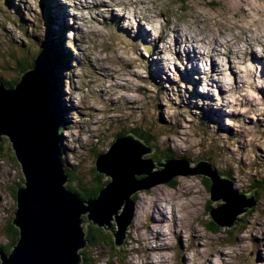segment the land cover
Returning <instances> with one entry per match:
<instances>
[{"label": "rangeland", "instance_id": "1", "mask_svg": "<svg viewBox=\"0 0 264 264\" xmlns=\"http://www.w3.org/2000/svg\"><path fill=\"white\" fill-rule=\"evenodd\" d=\"M10 1L19 9L20 27L8 14L0 15V68L9 61L4 29L12 31L21 46L34 29L43 39L46 32L44 0ZM245 1L247 16L235 0H49L51 7L59 8L52 24L62 35L67 30L65 46L73 57L64 87V99L74 113L63 130L66 162L91 171L96 168L95 156L108 152L123 127L118 120L130 125L145 119L156 125L161 142L188 156L190 168L199 164V156L212 151L218 167L231 168L232 189L250 199L248 180L257 175L253 166L256 160L257 164L264 160V64H255V73L245 70H249L251 47L255 46L256 57L264 59V46H256L255 40L257 33L264 32V19L250 23L252 16L264 17V0ZM167 20L170 26L165 28ZM178 29L183 32L177 35ZM185 33L204 41V48L208 42L217 43L222 53L211 56L196 42L184 45ZM193 46L203 54V61L216 62L220 74L211 76L222 85H207L205 62H191L195 61ZM152 72L163 79L168 76L159 84L170 89L169 104L166 99L158 101ZM195 96L203 97L216 118L213 124L193 116V108L187 105ZM130 105H136L131 114ZM8 148L4 146L0 157V247L8 245L5 228L17 210L11 189L23 176L7 160L14 157ZM202 178H176L174 188L167 184L138 192L133 224L122 246L115 248L121 251L118 259H112V250L101 248L99 264H264V202L254 196L251 216L249 210L237 215L230 228H221V233L209 232L207 224L212 220L206 207L212 204L215 209L224 202L210 201V189ZM244 214L245 228L234 230Z\"/></svg>", "mask_w": 264, "mask_h": 264}, {"label": "water", "instance_id": "2", "mask_svg": "<svg viewBox=\"0 0 264 264\" xmlns=\"http://www.w3.org/2000/svg\"><path fill=\"white\" fill-rule=\"evenodd\" d=\"M45 81L40 71L29 69L15 88L0 85V142L8 139L25 179L17 189L13 219L20 239L10 255L0 250L1 264H82L81 251L88 244L85 226L90 223L112 230L115 222L112 234L119 249L135 217L132 197L176 178L209 179L210 201L224 205L208 215L221 228H230L237 215L254 207V194L250 199L238 194L206 162L190 168L186 158L154 161V149L133 135L116 138L99 156L96 170L110 182L96 199H81L66 187L57 117Z\"/></svg>", "mask_w": 264, "mask_h": 264}, {"label": "trees", "instance_id": "3", "mask_svg": "<svg viewBox=\"0 0 264 264\" xmlns=\"http://www.w3.org/2000/svg\"><path fill=\"white\" fill-rule=\"evenodd\" d=\"M14 4L10 0H0V15L6 16V14H8V16L13 19L15 23L17 22L20 27L19 19L21 15H19V9L15 7ZM41 9L44 12L46 20V32L44 39L39 35V32L35 31L34 29V31L30 32L28 38H26L25 40V43H23V45L21 46L12 31H9L8 28L3 30L6 47H9V49L7 50V58L9 59V61L7 63L5 62L6 66L0 68V85L4 86L7 89H13L16 87L21 75L25 71L34 69L41 72V74L44 76V79L46 80L45 82L47 83L48 90L54 102L53 105L56 112L59 131V148L62 155L61 160L65 173L68 176L66 187L73 193L78 194L81 199L85 201H92L99 196L100 191H102L106 187V185L110 182V179L106 178V176L104 175L99 174L95 167L91 171H86L82 168V166H71L65 160V153L67 151L65 150L66 148L63 130L67 125L71 123V116L74 113L71 105L64 99V87L66 84L65 82H67L66 76L70 74L69 62L72 61L73 57H69L70 50H68L65 46V36L64 34L62 35L61 29H59L60 32H58V28L54 26V22L52 24V21L54 20L53 18H56V16H54V14L51 12L52 7L49 0H44L43 3H41ZM17 24H15L16 27ZM34 35H36L37 37L35 36V38ZM58 36H60V38H58ZM3 55L6 58L4 52ZM150 78L152 81H154L155 89L157 90V96L159 98L158 101L162 103L166 99L169 104V98H166V92L170 91V89L167 88V85H165V87L162 85L161 87L159 84V79H162L163 82H165V79L153 74L152 77L150 76ZM203 102V97L195 96L192 98L191 102L188 103L191 107L189 105L187 106L188 108H193L191 110L193 116L197 115L199 117H205L206 124H213V122L216 121V118L210 115ZM133 107L136 109V105L129 106L130 114L131 108ZM136 113H141V110H137ZM158 121L159 120H157L156 122L158 123ZM117 122L121 123L123 127L121 128V130H119V132L116 133L115 137L118 138L125 137L127 135H133L137 139H141L145 145H147L149 148L154 149V153L152 155L154 161L161 162L163 159L180 160L188 158L185 153H176L171 148H168V146L165 145L164 142H161L159 134L154 131V129L156 128V125L154 123L149 122L145 119L144 122H133L130 125V122H126L125 120H118ZM199 129L200 133L204 137H208V133L206 130H204V128ZM8 142L9 141L7 138H2V141L0 142L1 152L4 149V146H6L7 148L9 147L8 149L12 148H10L11 145ZM218 142L223 144L219 140ZM224 150L227 151V148ZM1 152L0 157H2ZM105 153L106 152L98 153L95 156V163L99 156ZM8 157V159L6 157L5 158L9 162L16 164L22 172V168L16 160L15 155L12 158H10V156ZM203 159L207 160V162L210 163L212 170L217 172L220 178L228 179L233 182L234 177L231 168H224L220 166L218 167L216 165L217 161L215 155H212V151L209 152L208 155L203 154L199 156V158H197L196 160V163H200V160ZM257 162L258 161L256 160L253 166L257 175L252 176V178L248 180L249 182L247 190H249L248 193H253L258 201L264 202V160H262L261 164H257ZM13 166L16 167L15 165ZM142 178L143 177H138L137 180H142ZM202 179L205 184H207L208 189H210L211 183L209 179ZM174 182L175 181L173 180L168 185L174 188ZM24 183L25 179L23 175L20 177V180L18 183H16L15 187L11 189V194L15 200L17 198L18 187ZM137 196L138 194L132 197V200L135 203ZM206 209L208 213L214 210L212 204H208ZM253 212L255 211L250 210L247 213V216H251ZM245 215L246 214L242 215L237 220L234 230H243V228H245L244 226L248 222L247 218L244 217ZM83 220L85 222L84 224H86L87 219L83 217ZM132 224L133 223H131V225ZM207 229L209 232L213 233H221L222 230L221 227L216 225L213 221H210L207 224ZM114 230L115 227L113 225L112 230L97 228L92 223L85 226L86 240L88 241V244L87 247L81 251V254L83 256L82 264H99V262H101V259L99 254L97 253L99 252L98 250H101V248H108L112 250V259H118L121 251H117L115 249V238H113L114 236L112 234ZM5 235L9 244L5 247L0 248L4 250V253L6 255H10L14 246L20 239L19 229L13 224V219H11L9 221V225L6 226ZM229 235L233 237V231L229 232ZM89 249H91L92 251L89 252ZM1 262L2 261L0 257V264Z\"/></svg>", "mask_w": 264, "mask_h": 264}, {"label": "bare ground", "instance_id": "4", "mask_svg": "<svg viewBox=\"0 0 264 264\" xmlns=\"http://www.w3.org/2000/svg\"><path fill=\"white\" fill-rule=\"evenodd\" d=\"M233 2V1H232ZM247 2V0L245 1V3ZM235 5H236V7H237V9L238 10H240L241 12L243 11V15L244 16H247L248 15V13L250 12H244V9H246L245 8V5H244V3L242 2V0H238V1H236L235 0ZM244 6V7H243ZM146 9V8H145ZM249 9V8H248ZM261 11V10H260ZM250 15H251V13H250ZM150 19V18H149ZM155 19V18H154ZM259 19L260 20H263L264 19V17H262V16H259L258 18L256 17V16H252L251 17V24H256V23H258V22H260L259 21ZM173 23V22H172ZM170 26V20H167L166 22H165V24L163 25V27H169ZM175 28H172L171 29V31H173ZM262 30H264V28H261V31ZM183 32V31H182ZM181 32V29H178V30H176L175 31V33L178 35L179 33H182ZM251 32V31H250ZM257 35V38H255V40L257 41V45L256 46H264V32L262 31V33H257L256 34ZM143 36H146V34L144 33V31H143ZM185 36V37H184ZM183 37L185 38V39H183V42L185 43L184 45H187V44H193L192 42H196L197 43V46H198V48L199 49H201V48H203V50H207L208 51V54L209 55H211V56H213V55H215V56H218L219 54H221L222 52H220L219 50H218V48H217V43H215V42H211V43H209L208 42V47H206V48H204V41H202V40H194L193 39V37H188V35L185 33L184 35H183ZM197 37V36H196ZM256 37V36H255ZM179 43V42H178ZM177 45V44H176ZM182 45H180L179 47H181ZM250 46V45H249ZM226 47V46H225ZM244 47L245 48H247L245 45H244ZM255 47V46H254ZM254 47H251L250 49L252 50V52H251V55H250V60H248V66H249V70H245L246 71V73H255V64H258L259 62H263V64H264V59H262V58H258V57H256L254 54H256V50L254 49ZM230 49V48H229ZM233 51V50H232ZM262 51V55L264 54V48L261 50ZM203 52V51H202ZM185 53H186V51H185ZM187 53H190V52H187ZM193 53L195 54L194 55V57H195V61L193 60V61H191V62H196V61H203V54L201 53V52H197V49H196V46H193ZM229 55H231V53H229ZM225 57H227V56H225L224 55V57L223 58H221L222 60L224 59L225 60ZM187 58H188V56H187ZM264 58V57H263ZM191 59V58H190ZM189 60V59H188ZM203 62H205V67H207V68H204V71H203V75L204 76H206L207 78H208V83H207V85L208 84H210V85H217V83L216 82H218V84L219 85H222V83H221V81H219L218 79L216 80V78L214 79V78H212V76H211V73H215L216 75H218V73L220 74V69H218V66H216V62L214 63V61H212V59H211V61L210 62H206V61H203ZM220 64H224V63H220ZM223 69V68H222ZM240 69V68H239ZM248 69V68H247ZM225 71V70H224ZM232 71V70H231ZM262 72H264V71H262ZM264 74V73H263ZM202 75V76H203ZM54 103V102H53ZM56 106V105H55ZM155 206V205H154ZM157 206V205H156ZM155 208H157L158 209V212H162V214H164V212H163V208L162 209H160L158 206L157 207H155ZM162 222V221H161ZM159 259V258H158ZM160 260V259H159ZM161 260H162V258H161ZM163 261V260H162ZM164 262V261H163ZM157 263V262H156ZM152 264H153V261H152ZM160 264V263H159Z\"/></svg>", "mask_w": 264, "mask_h": 264}, {"label": "clouds", "instance_id": "5", "mask_svg": "<svg viewBox=\"0 0 264 264\" xmlns=\"http://www.w3.org/2000/svg\"><path fill=\"white\" fill-rule=\"evenodd\" d=\"M257 51H259V49H257Z\"/></svg>", "mask_w": 264, "mask_h": 264}, {"label": "flooded vegetation", "instance_id": "6", "mask_svg": "<svg viewBox=\"0 0 264 264\" xmlns=\"http://www.w3.org/2000/svg\"><path fill=\"white\" fill-rule=\"evenodd\" d=\"M8 244H9V242H8ZM4 251V250H3Z\"/></svg>", "mask_w": 264, "mask_h": 264}]
</instances>
